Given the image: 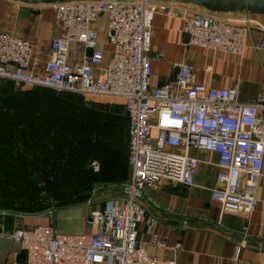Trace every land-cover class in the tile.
Here are the masks:
<instances>
[{
	"label": "built area",
	"instance_id": "obj_1",
	"mask_svg": "<svg viewBox=\"0 0 264 264\" xmlns=\"http://www.w3.org/2000/svg\"><path fill=\"white\" fill-rule=\"evenodd\" d=\"M52 6L61 34L51 42L44 70L39 74L32 67L34 50L28 40L0 30V79L123 105L130 123L132 174L123 197L89 211L85 232L62 233L54 223L0 232V238L13 239L25 255L23 262L15 253L13 261L2 264H178L152 257L148 244L139 240V226L153 232L159 223L143 202L146 188L167 181L196 186L199 160L191 155L193 148L219 156L217 184L211 191L223 212L253 215L264 177V136L258 129L264 94L243 102L236 87L199 84L186 62L173 64L178 70L174 78L153 85V62L164 53L152 51V31L158 14L180 18L188 45L241 55L252 32L264 30L258 13L215 12L198 4L159 0H70ZM102 15H108L107 39L113 51L95 76L92 68L103 63L104 52L98 49L92 24ZM75 42L90 51L76 66L69 62ZM256 47L264 48V43ZM94 168L100 169L97 162ZM55 213L49 210L50 216ZM166 244V239L158 241L159 247Z\"/></svg>",
	"mask_w": 264,
	"mask_h": 264
},
{
	"label": "crops",
	"instance_id": "obj_2",
	"mask_svg": "<svg viewBox=\"0 0 264 264\" xmlns=\"http://www.w3.org/2000/svg\"><path fill=\"white\" fill-rule=\"evenodd\" d=\"M258 18L264 25V14H258ZM92 28L98 34V49L104 52L103 63L92 68L93 74L99 76L112 58L113 46L107 39L108 15L100 16ZM0 30L17 34L32 44V67L40 74L49 59L53 38L61 34V25L51 3L0 0ZM261 42L264 43V30L255 29L241 55L191 46L184 33L183 20L158 14L153 22L152 51L163 52L164 56L153 62L152 84L162 85L174 78L178 70L173 64L186 62L193 68L195 82L215 88L236 87L243 102H253L264 94V48L256 47ZM87 52L90 51L81 43L71 44L70 64H80ZM258 129L264 136V109L260 110ZM191 155L199 160L196 186L167 181L159 188L145 189L143 202L149 214L156 217L159 223L153 232L140 225L139 240L148 244L152 257L174 259L178 264H264V177L259 183V204L253 215L247 218L224 213L211 191L217 184L218 154L193 148ZM79 209L68 212L70 217L81 222L77 229L82 233L87 228ZM1 215L7 229L56 223V218L52 219L49 211ZM163 239L167 244L162 248L158 246V241ZM178 244L181 248L176 250ZM0 246L5 248V251H0V264L13 261L15 253L19 261L25 260L17 245L0 238ZM8 247L14 251L7 252Z\"/></svg>",
	"mask_w": 264,
	"mask_h": 264
},
{
	"label": "trees",
	"instance_id": "obj_3",
	"mask_svg": "<svg viewBox=\"0 0 264 264\" xmlns=\"http://www.w3.org/2000/svg\"><path fill=\"white\" fill-rule=\"evenodd\" d=\"M15 84L0 80V214L70 209L121 192L132 174L125 107Z\"/></svg>",
	"mask_w": 264,
	"mask_h": 264
},
{
	"label": "rangeland",
	"instance_id": "obj_4",
	"mask_svg": "<svg viewBox=\"0 0 264 264\" xmlns=\"http://www.w3.org/2000/svg\"><path fill=\"white\" fill-rule=\"evenodd\" d=\"M15 85L17 87H20V88H23V89H29V87H25L23 84L16 83ZM114 197L115 198L116 197L117 198L123 197L122 191H121V193L120 192L119 193H115L112 196V198H114ZM105 202H92L91 200H88L86 203L82 204L79 207L70 208V209L57 210L55 216L54 217L51 216V218L52 219H55L56 218L55 227H56V229L59 232H62V233H79V230L77 229V227H78L80 221H77L75 218L70 217V213L68 211H70L72 209H78V208H80L79 209L80 210L79 212H80V214L82 216V219L84 220L85 216L89 213V211L92 208H98V207L100 208L101 206H103L105 204ZM3 218H4V216L1 215L0 216V232L5 231L6 233H10L12 231V229H7L4 226ZM1 238L3 240L9 241L12 244L17 245L18 248H20V245L18 243H16L10 237H1ZM6 249H7V252H9V253H10V251H12V252L14 251L11 247H8ZM0 251H5V248H3L2 246H0Z\"/></svg>",
	"mask_w": 264,
	"mask_h": 264
},
{
	"label": "water",
	"instance_id": "obj_5",
	"mask_svg": "<svg viewBox=\"0 0 264 264\" xmlns=\"http://www.w3.org/2000/svg\"><path fill=\"white\" fill-rule=\"evenodd\" d=\"M30 3H56L70 0H24ZM113 1H144V0H113ZM173 1L179 3H193L204 6L215 12H239L249 11L252 13L264 14V0H159Z\"/></svg>",
	"mask_w": 264,
	"mask_h": 264
}]
</instances>
